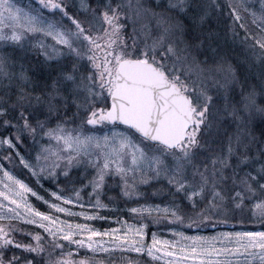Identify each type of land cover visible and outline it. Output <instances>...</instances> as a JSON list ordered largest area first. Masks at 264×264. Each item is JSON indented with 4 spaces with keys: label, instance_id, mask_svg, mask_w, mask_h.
Instances as JSON below:
<instances>
[{
    "label": "snow or ice",
    "instance_id": "1",
    "mask_svg": "<svg viewBox=\"0 0 264 264\" xmlns=\"http://www.w3.org/2000/svg\"><path fill=\"white\" fill-rule=\"evenodd\" d=\"M258 2L0 0V129L7 133L0 135V148L8 146L3 159L10 161L15 149L37 180L57 178V169L65 177L74 168L91 170L80 188L90 186L100 208L109 207L100 196L115 179L125 196L144 195L139 188L146 185L170 197L162 209L169 219L183 221L181 205L200 208L203 219L247 208L264 224V0ZM223 19L231 23L221 31ZM241 66L256 72L249 77ZM18 145L38 148L33 157ZM0 170L10 182L0 180V220L31 216L29 222L51 238L46 249L40 232L18 239L13 233L25 229L0 225V264H65L42 254L71 245L95 252L104 244L94 238L108 231L71 220L57 225L58 218L24 199L36 195L29 184L3 164ZM80 194L77 189L72 195ZM51 195L76 202L62 190ZM51 208L93 215L57 203ZM153 209L161 211L159 205L131 211ZM146 228L129 226L113 247L153 259L164 252L161 259L174 258L168 264H264V230L178 232L177 241L153 233L146 246ZM28 237L35 243L25 242Z\"/></svg>",
    "mask_w": 264,
    "mask_h": 264
},
{
    "label": "rangeland",
    "instance_id": "2",
    "mask_svg": "<svg viewBox=\"0 0 264 264\" xmlns=\"http://www.w3.org/2000/svg\"><path fill=\"white\" fill-rule=\"evenodd\" d=\"M24 3H27L28 0H23ZM253 3L259 7L258 0H252ZM251 16H248L247 23L251 25V27H255L254 24L251 23ZM14 132V131H13ZM7 133L3 132L2 129H0V135H6ZM39 139V138H38ZM45 142H47V138H45ZM53 147H55V142L53 141ZM30 144V141H29ZM8 146L4 145L2 148H0V164H3L5 168H7L9 171H11L14 175H16L19 179H22L20 175H17L14 168L15 165H20L24 167L15 157V149H11L13 153V158L9 160H4L3 157L8 154V152L5 150ZM38 146H33L32 148H29L27 145H21V149L23 150V153L30 152L31 156L34 157L35 151L37 150ZM22 153V154H23ZM18 169L19 166H17ZM25 168V167H24ZM26 171L32 176L33 180H35L37 187L39 190L35 189L36 187L33 185H30L25 179V183L29 184L31 186L36 195H32L31 193L26 194L24 199L28 201L31 205H33L37 210L41 212H46L52 215L53 217L58 218L57 219V225L59 224L60 220L68 221L71 220L73 224L80 223V224H88L90 225L94 230H99L101 232L108 231L109 235H104L102 237H95L94 239H102L104 241L103 245H100L97 247V250L93 252L91 249L87 248H77L76 245H71V247L66 246L64 249H56L55 251H52L53 253H56L57 259H63L66 260H74L79 261L81 259L87 258L90 262V264H95L96 261H104V264H109V261L111 264H168L169 258L166 257L165 259H161V256H165L164 252H158L156 255V258L153 259L152 257H149L146 252L144 253H137L136 251L130 249V248H114L113 244L118 239H123L124 233L128 232L129 226L136 225L139 226L141 224H147V228L145 229L146 235L144 237L145 245H149L152 243V234L155 233L157 238L161 241L163 240H171V241H177L179 240V236L176 234L178 232H184L186 235L192 236V235H199V236H215L217 233L221 232H236V231H260L264 230V225L262 226V223L258 220V218L253 217L250 215L249 219L253 224H256L254 228H215L216 223L221 225H226L231 222L234 224L239 223L238 221H241V218L239 216L234 219V221L230 220V215H224V214H211L210 219H203L201 215H198L200 212V208H187L181 205V212L180 215L184 217L183 221L180 220H174L169 219L168 217L171 215V213H165L162 209L163 207L170 202V197L167 196H161V195H155L152 188H149L148 186H140L139 191L141 193H144L142 196H125L121 189L123 188L122 184H118L117 180L115 179H109L106 182V187L101 192L100 199L105 203L108 204L109 207L107 208H100L95 206L96 202V196L92 192V188L86 187L81 189V184L87 185L88 180L91 178V170H89L88 173L84 171L83 168H74L71 170L69 176L65 177L64 172L62 169H57L58 177L53 179L49 178L47 175L43 176V179L37 180L36 176H33L31 174V170L28 168H25ZM21 171V170H20ZM28 176V175H27ZM0 180H3L4 184L10 183L7 179V177H4L3 170H0ZM119 187V193L123 197L122 201L123 204L126 205L124 207H116L120 202H116L114 197H111L110 192L114 190L116 187ZM159 187V185H157ZM80 190V197L77 198L76 196L72 195L74 190ZM4 187L3 184H0V191H3ZM62 194L66 196H71V198L76 201L75 203L68 204L65 201L59 200L57 197H54L51 195L53 191H61ZM40 197H43L44 199L41 200ZM0 199H3L0 197ZM10 204V202H8ZM52 203L60 204L61 206L65 208H70L73 213H91L92 216H80V215H70L68 213H62L58 211L57 209L51 208ZM42 206V208L39 207ZM140 205H159L161 208V211H156L153 209L151 213L148 212H132L131 209L134 207H138ZM204 205H201L200 207H203ZM23 213V216H29L28 213L24 212V210L21 208L20 210ZM240 211H237L236 215ZM118 214H121L118 216ZM235 215V214H234ZM233 217V216H232ZM31 216H29L28 220H25L23 217L21 218H14L12 220L16 221L17 223H23L24 228L26 231L29 232H40L45 239L42 241L43 244L44 241L49 243V240L51 239L50 236L47 235V233L44 232V229L39 227V224H32L30 223ZM39 219V218H37ZM233 219V218H232ZM12 220L8 219H2L0 220V225L2 226H8L12 225ZM100 221H108L110 222L109 225L104 227H98L97 222ZM124 221H127L128 223L125 224ZM227 221V223H225ZM198 228H200L198 230ZM170 229H175V231H172ZM55 230V229H53ZM115 230V231H113ZM79 238V237H77ZM62 243H65L67 245L68 242L62 241ZM45 246V245H44ZM100 247L107 248V252L100 251ZM46 249L50 248V245L45 246ZM75 249V250H73ZM48 252V251H46ZM55 256V255H54ZM66 263V262H65ZM67 264V263H66Z\"/></svg>",
    "mask_w": 264,
    "mask_h": 264
},
{
    "label": "trees",
    "instance_id": "3",
    "mask_svg": "<svg viewBox=\"0 0 264 264\" xmlns=\"http://www.w3.org/2000/svg\"><path fill=\"white\" fill-rule=\"evenodd\" d=\"M227 14V9H225V15ZM231 22L229 21V20H227V19H223V21H222V25H221V28H220V30L221 31H223V29H224V27L225 26H227V25H229ZM250 27H251V25H249ZM252 28V27H251ZM252 29H255V27H253ZM238 31L240 32V34L241 35H243V30H239L238 29ZM229 47H232V45H229ZM236 51L237 52H240V49L237 47L236 48ZM209 54H211V53H209ZM241 71H242V73L243 72H245V71H247V74L249 75V77H251L252 75H253V73L254 72H256V69H252V70H247L246 68H245V66H241ZM13 131H14V129H13ZM18 147H19V149H20V152L21 153H23V150L21 149V145H18ZM15 157H17V155H16V151H15ZM16 160H18L19 161V159H17L16 158ZM17 166H19V168L20 169H18V167ZM14 168V170H15V172H16V174L18 173V175H20V176H22L21 178L22 179H25L30 185H33V186H35L36 188L35 189H37V190H39V188L37 187L38 185L36 184V182H35V180H33V178H32V176L26 171V169L24 168V167H22V166H20V165H15V167H13ZM21 170V171H20ZM28 175V176H27ZM119 187L117 186L114 190H112L111 192H110V195H111V197H114L115 199V201L116 202H120L118 205H116V207H124V206H126V205H124L123 204V201H122V199H123V197L120 195V193H119ZM177 203H179V201H177ZM39 207L40 208H42V206H40L39 205ZM236 213H237V211L235 212V213H229V215H230V220L231 221H234V219L235 218H237L238 216H239V218H241V221H238L239 223H237V224H234L233 222H231V223H229V225L228 224H226V225H221V224H218V223H216L215 225H216V227L215 228H229V229H231V228H238V227H242V228H254L255 227V225L256 224H253L250 220H247V219H249V217H250V211H249V209H245L243 212H239L237 215H236ZM235 214V215H234ZM121 214H118V216H120ZM233 216V217H232ZM233 218V219H232ZM238 219V218H237ZM97 226L98 227H104V226H107V225H109L110 224V222H108V221H98L97 223ZM263 225L264 224H262V226H261V228L263 227ZM254 226V227H253ZM200 228H198V230H199ZM29 231H30V229H29Z\"/></svg>",
    "mask_w": 264,
    "mask_h": 264
},
{
    "label": "flooded vegetation",
    "instance_id": "4",
    "mask_svg": "<svg viewBox=\"0 0 264 264\" xmlns=\"http://www.w3.org/2000/svg\"><path fill=\"white\" fill-rule=\"evenodd\" d=\"M17 175H18V174H17ZM12 221H13V222H11L12 225L17 226V228H23V229H25L23 223H17V220H16V221L12 220ZM27 232H29V231H26V230H25L24 233H13V235H16L18 239H24V238L26 237ZM25 242H32V243H35V241H34V239H33L32 237H28V238L26 239ZM44 243H45V244H44L45 246H46V245H49V243H47V242H45V241H44ZM17 254H19V253H17ZM42 255L45 257L46 260H47V259H51V260L55 261V260L57 259V257H56V253H53V252H51V255H49L48 252H45V253H43ZM54 255H55V256H54ZM58 260H59V258H58ZM67 261H68V260H66L65 262L67 263ZM66 263H65V264H66Z\"/></svg>",
    "mask_w": 264,
    "mask_h": 264
}]
</instances>
